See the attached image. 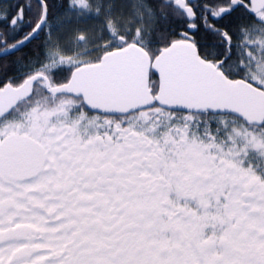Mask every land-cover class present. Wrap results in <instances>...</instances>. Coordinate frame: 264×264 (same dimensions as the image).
<instances>
[{
	"label": "snow or ice",
	"instance_id": "snow-or-ice-1",
	"mask_svg": "<svg viewBox=\"0 0 264 264\" xmlns=\"http://www.w3.org/2000/svg\"><path fill=\"white\" fill-rule=\"evenodd\" d=\"M0 264H264V0H0Z\"/></svg>",
	"mask_w": 264,
	"mask_h": 264
}]
</instances>
